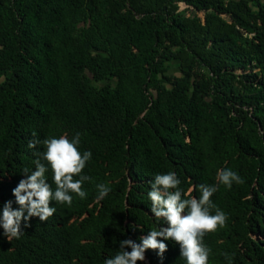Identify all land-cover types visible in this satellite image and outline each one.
Masks as SVG:
<instances>
[{"label": "trees", "instance_id": "obj_1", "mask_svg": "<svg viewBox=\"0 0 264 264\" xmlns=\"http://www.w3.org/2000/svg\"><path fill=\"white\" fill-rule=\"evenodd\" d=\"M77 131L87 195L0 235V264H103L157 226L146 193L167 170L191 195L218 185L208 264H264V0H0V204L30 141ZM226 167L242 182H220ZM168 243L137 264H184Z\"/></svg>", "mask_w": 264, "mask_h": 264}, {"label": "clouds", "instance_id": "obj_2", "mask_svg": "<svg viewBox=\"0 0 264 264\" xmlns=\"http://www.w3.org/2000/svg\"><path fill=\"white\" fill-rule=\"evenodd\" d=\"M38 143L43 147L37 149L33 166L23 169L21 178L11 188L12 197L0 204V228L3 229L0 235L7 238L19 237L33 216L41 220L51 216L56 208L50 201L71 204L73 193L80 197L87 195L82 185L90 177L83 169L92 158V150H80L81 133L50 135L30 141L29 146L35 147ZM217 179L228 187L233 181L243 180L239 172L230 167L219 169ZM149 183L146 195L157 226L137 238L119 239L117 251L105 257L103 264H137L146 259L149 248L155 249L163 260L168 242L172 240L178 242L179 256L183 257L184 264H208L211 249L203 238L207 231L224 224L227 216L211 199L218 185L200 183L199 195H191L196 185L182 187L175 170L157 171ZM97 187L100 189L97 199H103L111 191L103 183ZM161 218L163 223H159Z\"/></svg>", "mask_w": 264, "mask_h": 264}, {"label": "rangeland", "instance_id": "obj_3", "mask_svg": "<svg viewBox=\"0 0 264 264\" xmlns=\"http://www.w3.org/2000/svg\"><path fill=\"white\" fill-rule=\"evenodd\" d=\"M185 7V4L183 3H180V8H184ZM201 15V13H200ZM170 65H171V69L169 70L170 73H172L174 70H176L177 68L175 67V62L174 61H171L170 62Z\"/></svg>", "mask_w": 264, "mask_h": 264}]
</instances>
